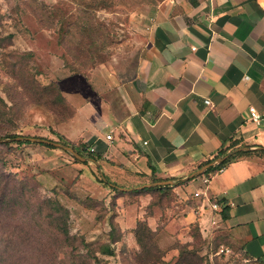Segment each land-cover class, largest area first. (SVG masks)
Segmentation results:
<instances>
[{
	"label": "crops",
	"instance_id": "obj_1",
	"mask_svg": "<svg viewBox=\"0 0 264 264\" xmlns=\"http://www.w3.org/2000/svg\"><path fill=\"white\" fill-rule=\"evenodd\" d=\"M134 15L130 40L98 68V91L85 81L84 103L77 86L66 93L77 108L67 138L100 153L102 173L129 189L148 184L151 167L184 179L229 155L208 199L194 196L201 176L174 188L173 238L189 241L197 223L205 239L264 262V120L250 119L252 109L264 115V0H148Z\"/></svg>",
	"mask_w": 264,
	"mask_h": 264
},
{
	"label": "rangeland",
	"instance_id": "obj_2",
	"mask_svg": "<svg viewBox=\"0 0 264 264\" xmlns=\"http://www.w3.org/2000/svg\"><path fill=\"white\" fill-rule=\"evenodd\" d=\"M115 1L116 5L111 11H86L80 0H0V38L13 36L10 41L6 40L5 46H0V62L2 59L12 62L13 59H9L11 52L33 53L31 64L38 70L40 82L44 85L58 84L63 96L77 113L76 106L68 100L66 93L77 86V91L84 93L78 102L84 103L90 93L87 85H92V89L98 91L94 83L100 85V55L105 58L103 63L108 62L121 41L127 43L130 40V27L138 20L134 12L148 0ZM86 23L99 29L93 36L96 49L89 47V50L82 45L80 34L84 38L88 36L80 32L79 27ZM100 26L104 30L103 36L107 37L103 40L104 44L100 42ZM66 29L69 33L63 40ZM93 60L97 63L94 64ZM5 71L0 69V95L10 106L14 105L16 114L14 126L0 122L1 135V129L11 128L14 135L53 140L69 147L84 143L67 138L75 134L67 125L76 114L72 120L65 122L49 109L29 104L17 94L14 81ZM13 98L15 102H12ZM7 139L12 141L6 142ZM1 140L4 141L0 144L16 141L12 138ZM0 156L6 162L5 173L12 179L11 183H1L0 177V247L7 252L3 255V264L53 263L57 247L50 222V205L46 206L45 203L57 201L69 211L70 234L90 244L101 246L112 241L109 218L114 217L122 237L112 245L114 256L99 255L106 264H136L135 258L140 249L134 229L137 222L147 215L153 217L150 219L151 226L160 227L163 232L161 241L160 232L158 242L165 251L164 261L168 264L179 261L178 241L173 237L180 229L174 219L182 204L175 192L169 197L170 200L163 201L166 203L164 209L150 208L152 193L120 195L100 182L102 175L95 163H76L72 155L61 149H48L39 143L12 144L9 148L0 147ZM24 183L32 189L26 198L22 197L19 187ZM118 186L125 189L132 187L127 183H118ZM142 196L149 199V204L144 202L146 198ZM156 199L155 196L154 201ZM188 233L190 237L191 228ZM188 240L192 242L191 237ZM194 245L200 257L205 259L204 264H258L247 259L236 247L230 246L222 236L197 241ZM227 248L231 250L229 254L221 253Z\"/></svg>",
	"mask_w": 264,
	"mask_h": 264
},
{
	"label": "trees",
	"instance_id": "obj_3",
	"mask_svg": "<svg viewBox=\"0 0 264 264\" xmlns=\"http://www.w3.org/2000/svg\"><path fill=\"white\" fill-rule=\"evenodd\" d=\"M81 5L84 6L88 11L91 9H100L111 11L113 10L114 6L116 5L115 0H80ZM80 32H84L88 38H84L81 36L82 45H86L88 48L96 49L95 38L99 32L98 28H95L93 25L86 23L79 27ZM64 34L62 39L68 35L69 31L66 29L64 30ZM103 27L100 26V42L104 44L103 40L107 39V37L103 36ZM13 38L12 35L4 36L0 38V46H5L6 40L10 41ZM104 38V39H102ZM9 46L11 45L8 44ZM7 45V46H8ZM105 46V45H104ZM89 48V50H90ZM93 51V50H91ZM12 55L9 56V59H13L12 62H8L7 59L1 60L0 62V69L6 70L5 73L7 76L14 81V89L17 90V94L20 95L21 98H25V100L29 104H36L39 106H43L50 111L56 113L62 118V121L68 122L72 120L76 114V110L73 106L66 100L63 96L60 86L56 83H49V84H42L38 79L39 72L38 70L31 64L32 58L34 57L33 53L26 52V53H17L11 52ZM95 53H93L94 55ZM6 56V55H4ZM94 58V57H93ZM100 55V63H103L105 58ZM8 59V60H9ZM95 59V58H94ZM94 64L97 63L96 60H93ZM81 75V74H80ZM12 102H15V99H12ZM15 114L16 111L14 109V105L10 106L9 103L5 98L0 95V122L4 124H9L10 126H14L15 123ZM2 128V127H1ZM5 130V132L3 131ZM12 129H1L0 139L2 138H12L17 139L22 137L20 135L11 134ZM62 139L61 136H59ZM53 141V140H52ZM12 144H33L29 140L19 141L16 140L13 143H3L0 144V147H7L9 148ZM48 149H57L52 145L48 144H40ZM236 146V145H234ZM74 148L76 152L84 157H89L96 162L102 161V156L100 153L96 151H91L89 147L85 143H80L78 146L72 144L70 146ZM263 151V150H262ZM225 152H221L220 154H224ZM250 152H238L235 155L240 156L243 154H249ZM232 158V157H231ZM76 163H81L80 161L74 159ZM230 160V159H229ZM229 160L225 161L224 163L210 168L204 175L201 177H211L215 172L222 169ZM211 161L206 162L205 164L210 163ZM0 177H2V182H10V176H8L4 170H6V162L4 161L3 157L0 156ZM152 166V165H150ZM152 168V174L150 176L149 183H156L161 181H168L170 179L160 178L156 175V171L154 167ZM106 181L104 179H100V182L110 186L114 192L120 195H142L145 193H152L153 198L151 199L150 208L153 207H163L164 200H170V196L174 193V188L177 186H182L186 183H182L180 179H173L176 181L175 186H159L150 189L144 190H132V191H121L117 183L113 182L109 177L103 173ZM12 180V179H11ZM11 183V182H10ZM16 186L17 184H13ZM117 186V187H116ZM22 197L26 198L27 194L32 191L27 184L19 185ZM155 196L157 199L154 201ZM163 203V204H162ZM46 206L50 205L51 213L50 215V222L52 231L54 232L55 241L56 242V252L53 255V263L51 264H58L57 260H60L59 264H106L102 259H100L99 255L112 257L115 255V250L113 249L112 245L120 241L122 237V231L120 230V226L115 222L114 217L109 218V224L111 227V231L109 233L111 237V242L105 243L103 245H94L86 242L84 239L73 236L70 234V230L68 227L69 221V211L60 202H47L45 203ZM227 209H224L226 212ZM224 214V218H225ZM152 217V215H147L144 219H141L137 222L136 227L134 229V236L136 243L140 249L139 254L135 258L136 264H168L164 261L165 251L160 247L158 242V236L161 232L160 227H156L155 229L151 227L148 218ZM191 233L190 237L192 238V242H181L178 241V250H179V261L177 264H204L205 259L200 257L198 253V249H195V242L199 241H206L202 235L201 229L199 225L192 224L190 226ZM1 241V239H0ZM7 253L6 251L2 250L0 247V264L5 262L4 254ZM246 256V255H245ZM63 257L62 259H60ZM247 258V257H246ZM258 264H264L263 261H258Z\"/></svg>",
	"mask_w": 264,
	"mask_h": 264
},
{
	"label": "water",
	"instance_id": "obj_4",
	"mask_svg": "<svg viewBox=\"0 0 264 264\" xmlns=\"http://www.w3.org/2000/svg\"><path fill=\"white\" fill-rule=\"evenodd\" d=\"M15 140H19V141L29 140L32 143L52 145L57 149H61L65 152L69 153L70 155H72V157H74V159H76L82 163H84V162L95 163L101 172L102 179H104L106 181V179H105V177H104V175L100 169V164L98 162L94 161L93 159L89 158V157H84V156L80 155L72 147H69L67 145L61 144L60 142L52 141V140H48V139H34V138H27V137H19ZM3 141L4 140L0 139V143H2ZM9 141H12V140L11 139L6 140V142H9ZM228 158H229V155L219 157V158L213 160L212 162L208 163L207 165L203 166L199 170L195 171L194 173H192L188 177H186L184 179H180V180L182 183H185V182H188L190 180L199 178L200 176L204 175L210 168L216 167V166L224 163L225 161H227ZM174 185H176V181L168 180V181H161V182H156V183H148V184L142 185V186L135 188V189H125V188H121V187H117V186L116 187L119 188L121 191L126 192V191H132V190L150 189V188H155V187H159V186H174Z\"/></svg>",
	"mask_w": 264,
	"mask_h": 264
},
{
	"label": "built area",
	"instance_id": "obj_5",
	"mask_svg": "<svg viewBox=\"0 0 264 264\" xmlns=\"http://www.w3.org/2000/svg\"><path fill=\"white\" fill-rule=\"evenodd\" d=\"M250 119H251V121L253 123L260 124L264 120V115L261 114V113H259L257 110L252 109L251 112H250ZM111 138L112 137L110 135L107 136V139L110 140ZM91 151H94V149H91ZM218 172L219 173H222L223 172V169H220ZM210 180H211V177H204L202 179L203 188L200 189V190H198V191H196L194 193V196L196 198H200V197L207 198V199L209 198L208 195L206 194V192H207V189H208V185L210 183ZM213 208L214 209H218L219 208V205L216 204V203H214L213 204ZM230 251L231 250L227 248L226 250H222L221 253H225L226 252V254H229Z\"/></svg>",
	"mask_w": 264,
	"mask_h": 264
}]
</instances>
